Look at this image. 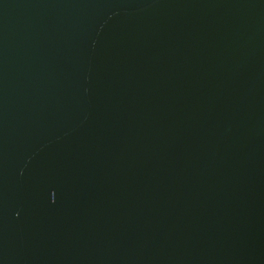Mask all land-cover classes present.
Returning <instances> with one entry per match:
<instances>
[{
  "label": "water",
  "instance_id": "95a60500",
  "mask_svg": "<svg viewBox=\"0 0 264 264\" xmlns=\"http://www.w3.org/2000/svg\"><path fill=\"white\" fill-rule=\"evenodd\" d=\"M0 264H264V0H0Z\"/></svg>",
  "mask_w": 264,
  "mask_h": 264
}]
</instances>
